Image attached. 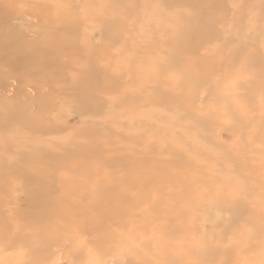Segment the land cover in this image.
I'll return each instance as SVG.
<instances>
[{
	"label": "rangeland",
	"instance_id": "1",
	"mask_svg": "<svg viewBox=\"0 0 264 264\" xmlns=\"http://www.w3.org/2000/svg\"><path fill=\"white\" fill-rule=\"evenodd\" d=\"M137 222L264 264V0H0V264H114Z\"/></svg>",
	"mask_w": 264,
	"mask_h": 264
},
{
	"label": "bare ground",
	"instance_id": "2",
	"mask_svg": "<svg viewBox=\"0 0 264 264\" xmlns=\"http://www.w3.org/2000/svg\"><path fill=\"white\" fill-rule=\"evenodd\" d=\"M1 84L3 86L7 85L6 82L2 81ZM5 90L6 89L4 88L3 91ZM139 226L141 227L142 225H139V222H137L136 224L134 223V225L131 224L129 229L127 227L125 229L123 226L120 228L119 232L117 233V235H120V237L115 239V242L111 247L114 248V250L117 249L119 252V254L115 256L117 261L114 264H185L184 262H181L179 258H177V255L180 252L182 254L184 251L182 250V247L180 245L177 247H166V242H163L165 241L164 238H169L172 241L176 240V242H178L179 238L172 239L171 236L168 237V234L165 232H159V237L154 234V231V233L151 232V234L148 232L138 233L137 228H139ZM80 230L86 233H93L97 235L100 233L99 229L96 228L95 225L86 228L84 227ZM14 233H18V230L16 229ZM176 250H178V252H176ZM186 253L188 254L186 255V259L190 257V261H195L196 259V261H200L204 257V255H196L188 251ZM158 255L159 257H157Z\"/></svg>",
	"mask_w": 264,
	"mask_h": 264
}]
</instances>
